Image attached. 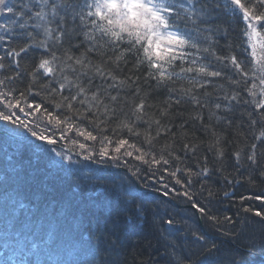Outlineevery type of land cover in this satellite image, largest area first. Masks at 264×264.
<instances>
[{
	"label": "trees",
	"instance_id": "1",
	"mask_svg": "<svg viewBox=\"0 0 264 264\" xmlns=\"http://www.w3.org/2000/svg\"><path fill=\"white\" fill-rule=\"evenodd\" d=\"M86 1L0 5V94L10 93L0 98L20 100L34 131L64 134L59 145L80 154V166L63 165L52 146L0 132V264H264V219L253 214L264 215V85L242 16L226 0H167L173 30L196 47L161 80L137 64L139 50L88 34ZM49 112L61 123L46 127ZM75 134L108 149L124 140L133 154L110 165L76 148Z\"/></svg>",
	"mask_w": 264,
	"mask_h": 264
},
{
	"label": "snow or ice",
	"instance_id": "2",
	"mask_svg": "<svg viewBox=\"0 0 264 264\" xmlns=\"http://www.w3.org/2000/svg\"><path fill=\"white\" fill-rule=\"evenodd\" d=\"M6 0H0V5H4ZM46 3L47 0H44ZM192 0H189L191 3ZM90 9L87 12V16L94 17L92 20L93 27L96 28L97 33H103V35L109 37L111 43L115 44L120 42L123 44L130 45L129 50L135 51L139 50L137 64L147 63L150 69L157 70L155 75L152 76L153 79L156 76H160L161 80L172 79V74L165 75L168 72L166 66H172L175 61L180 60L181 64L184 63L185 59L190 55V53L183 51V49L195 48L196 45L190 43L188 39L185 38V35L179 33V30H173V22L170 20L172 16L171 10L168 8L167 0H94V3L88 4ZM232 10L234 14L238 13L242 16L243 23L245 27L242 29L244 36L247 39V47L252 50V62L258 64L259 72L261 76V85H264V60L257 61V43L259 40V48L261 51H264V0H226L224 5V10ZM8 12H11L12 9L8 8ZM187 11V9H185ZM38 16L40 20L44 19V15L41 12L34 14ZM189 19H192L189 15ZM99 22V23H98ZM194 22V21H193ZM260 26V28H258ZM5 25L0 24V29H4ZM47 31V29H45ZM88 38L87 35L85 37ZM57 41H59L60 36L57 35ZM27 48H21L19 51L9 52L8 54L15 59L21 55V53L26 52ZM91 51V49H89ZM207 51V49H204ZM124 55L123 52L120 53V56L117 59H120ZM142 57V59H141ZM72 59V57H68ZM51 61L43 60L38 65L39 69L44 71V75L48 76L52 74L53 69L49 66ZM74 63L80 64L81 61L75 60ZM229 63L235 68V70L241 75L244 76L245 73L241 71V65L234 59H230ZM2 66V65H0ZM87 67V65H85ZM256 68H253L252 71H256ZM182 72L191 73L196 72L197 75L201 76H220L219 72L206 71L203 67H192L181 68ZM97 73L103 76V72L100 69H97ZM179 75V73H175ZM12 79V77H8ZM3 83V81H0ZM119 83V81H117ZM75 87V85H73ZM64 85H61L63 88ZM247 89L248 95L254 98V93L252 88ZM84 90L80 89V95H83ZM10 93H2L0 97L9 96ZM23 97V94H21ZM261 99L255 104L257 110L264 108V91L260 92ZM26 99V97H24ZM95 99V95L92 97ZM193 100L195 99L192 97ZM75 96L72 97L74 101ZM115 99V97H113ZM235 99V96L231 97ZM83 103L84 101H80ZM248 101H245L247 103ZM0 104L4 108L9 109L17 108L20 104V100H17L16 103H5L3 98H0ZM28 108H35V112H41V106L39 104L33 106L32 104L27 105ZM143 108V105H139L136 108L137 112H140ZM20 112H24V108H19ZM43 114V113H42ZM27 115V113H25ZM46 119L49 122L55 121L58 125L61 123L60 120H57L52 113H47ZM0 120L7 123H17L16 119L10 118L9 115H5L3 112H0ZM26 120H19V125L25 126L27 128ZM71 128H69V131ZM43 131V130H42ZM36 140H43L47 144H54L55 141L51 138H46L44 135L37 134L36 132L30 133ZM80 134V133H78ZM261 137H257L260 139ZM85 139H95L88 134H85ZM127 142L124 140L120 141V146H123ZM255 148V145H253ZM119 151V148L116 149ZM103 155V150L101 152ZM130 155V153H129ZM88 159V157H84ZM250 161H254L253 156H249ZM199 211V209H197ZM247 212L248 209H245ZM254 215L264 219V215L261 212H254Z\"/></svg>",
	"mask_w": 264,
	"mask_h": 264
},
{
	"label": "rangeland",
	"instance_id": "3",
	"mask_svg": "<svg viewBox=\"0 0 264 264\" xmlns=\"http://www.w3.org/2000/svg\"><path fill=\"white\" fill-rule=\"evenodd\" d=\"M90 3H94V0H87L84 5L85 20H87L86 21L87 23L85 26L88 29V34L97 32L96 28L93 27L91 23L94 17L87 16V12L90 10L88 8V4ZM256 43H257V53H256L257 61L264 60L263 51H261L259 48L260 41L257 40ZM248 51L250 55L252 56V50L248 48ZM4 111H5L4 106L0 104V112L4 113ZM26 113L27 115H25V112H20L19 107L12 108L10 110L9 116L10 118L16 119L17 123L10 124V123L0 120V132L14 138V140L16 141H22V142L24 140L26 141L31 140L32 142H35L34 140L36 139L34 138V136L30 134L31 132H36L37 134L44 135L45 137H47L50 132L54 138H57V141H55L54 144H51V145L47 144L43 140H39L38 143L48 145L50 147L52 146L53 148L52 153L54 154L55 160L62 163L63 165L80 166L79 160L75 158V156H79L80 154L78 152L77 153L75 152L76 153L75 154L70 148L62 147V145H59V144H62V141L65 138L64 134L61 133L62 135H58L56 133H52L51 131H49V129L47 130L48 131L47 133L45 128L36 129V131H34V129L32 128V123H34V121L36 120V115H33V113L31 112H26ZM19 120H26L28 122L27 128H25V126L23 125H19ZM37 122H40V121L37 120ZM44 123L46 124V127H48V124H50V122L47 120H45ZM72 142L74 145H76V148H78L81 152L88 153V154H95L96 157L100 158L101 161L108 162L110 165L114 164L113 161L117 157L123 158V157H128L129 153L130 155L133 154L130 149H127L120 145L114 146L109 149L105 147H101V144L93 141L92 139H85V134L84 135H78V134L73 135ZM117 148H119V151H116ZM102 150L104 153L103 155L101 154Z\"/></svg>",
	"mask_w": 264,
	"mask_h": 264
},
{
	"label": "water",
	"instance_id": "4",
	"mask_svg": "<svg viewBox=\"0 0 264 264\" xmlns=\"http://www.w3.org/2000/svg\"><path fill=\"white\" fill-rule=\"evenodd\" d=\"M34 144H40V143H34Z\"/></svg>",
	"mask_w": 264,
	"mask_h": 264
}]
</instances>
